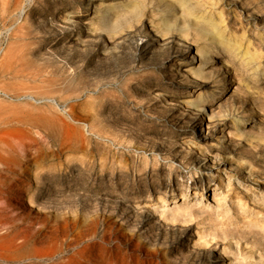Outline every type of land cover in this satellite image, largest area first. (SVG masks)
<instances>
[{"label":"rangeland","instance_id":"rangeland-1","mask_svg":"<svg viewBox=\"0 0 264 264\" xmlns=\"http://www.w3.org/2000/svg\"><path fill=\"white\" fill-rule=\"evenodd\" d=\"M157 24L170 31L164 46L154 42L164 36ZM205 44L222 54L216 72L227 77L211 123L208 105L184 103L193 77L177 68ZM232 117L249 119L245 135ZM199 131L218 144L220 165L236 168L230 182ZM0 155V264H217L183 227L214 235V254L233 241L264 258V0H0ZM201 184L205 229L193 207L192 220L169 222L167 232L162 221L155 243L106 200L141 201L147 190L179 199ZM215 184L223 193L213 195ZM29 188L40 205L19 198ZM225 255L221 264L244 262Z\"/></svg>","mask_w":264,"mask_h":264},{"label":"bare ground","instance_id":"bare-ground-1","mask_svg":"<svg viewBox=\"0 0 264 264\" xmlns=\"http://www.w3.org/2000/svg\"><path fill=\"white\" fill-rule=\"evenodd\" d=\"M181 1V0H180ZM182 3V2H180ZM184 3V2H183ZM128 7V6H127ZM150 7V6H149ZM185 7V6H184ZM187 8V9H185ZM183 10H187L188 11V7H185ZM158 11V9H157ZM162 11V10H161ZM191 11V9H190ZM155 15V14H154ZM70 16V15H69ZM173 16V15H172ZM101 20V19H100ZM163 20L164 21H171L172 18H169L168 14L167 13H163ZM212 23V22H211ZM153 26H155L154 23H152ZM157 29H160L163 31V34L164 36H157L158 33H155V39H154V42L156 45L158 46H164L165 44H167L168 40H166L167 36H169V29H167V27H164V25H159L157 24L156 25ZM217 31V30H216ZM120 33V32H119ZM113 35H111L112 37ZM218 36V34H217ZM230 41H228L227 43H229ZM225 44V43H224ZM104 45V44H103ZM228 45V44H227ZM225 44V46H227ZM108 46V45H107ZM157 46V47H158ZM229 46V45H228ZM227 46V47H228ZM232 47V45H231ZM230 47V48H231ZM104 49H108L107 47H105ZM185 50V49H184ZM191 52V51H190ZM108 53V52H107ZM195 54H188V57H185L187 55H184L180 60H178V64H177V68L181 71L182 69L181 68H185L186 71L190 72L191 74V77H193V79H191L189 82H190V86L187 87V91L186 93L191 97H187L188 99H184V103H186V106L188 105H194L200 109H203V105H208L211 109L210 113H209V117H208V123H211V113L213 111V104L217 103L221 94L222 93H228L225 85H222L224 83V81H226V76H225V73H223V75H221L222 77H220L216 72V69L217 67L221 66L222 64H220V60L221 59V53L218 52V50H214V48H212L210 45L208 44H205V45H197L196 46V51H195ZM172 61V60H171ZM226 69H228L226 67ZM218 70V69H217ZM219 71V70H218ZM226 77V78H225ZM206 79H213L214 81H216V84L215 86L216 87H221V91L217 92V90L211 88V89H206L204 87H206V83H202L204 82ZM182 86V85H181ZM184 89V88H183ZM184 96V95H183ZM186 98V97H185ZM53 104V103H52ZM167 106V105H166ZM183 108V107H182ZM188 114V113H187ZM29 115V114H28ZM191 115V114H190ZM56 116V115H55ZM53 116V117H55ZM219 116H222L220 115V112H219ZM192 118V117H191ZM195 118V117H194ZM233 118V129L235 132H237V134L239 135H245L247 133V131L245 130V127L247 125V123L249 122L248 120L249 119H246V118H239V117H232ZM51 119V118H50ZM58 119V118H56ZM186 119V118H185ZM224 119V118H223ZM254 119V118H253ZM53 120V119H52ZM55 122V120H53ZM52 121V123H54ZM60 120H58L59 122ZM47 122V121H46ZM252 122V121H251ZM13 123V121H12ZM17 123V122H16ZM19 123V122H18ZM50 123L49 127L51 126V122H48ZM60 123V122H59ZM68 123V122H67ZM231 123V122H230ZM22 124V123H21ZM55 124V123H54ZM216 124V123H215ZM35 125V124H33ZM53 125V124H52ZM57 125V124H56ZM55 125V132H57V126ZM68 125V124H67ZM66 125V126H67ZM218 125H221V127H225V120H223L222 122H220L219 120V124ZM21 126V125H20ZM44 126L46 127V124H44ZM65 126V127H66ZM15 127V126H14ZM22 127V126H21ZM25 127V125H24ZM48 127V126H47ZM60 127V125H59ZM64 127V126H63ZM62 127V129H63ZM73 127V126H72ZM217 127V126H216ZM16 128H19L18 126H16ZM29 128H32V127H29ZM28 128V130H29ZM36 128V127H35ZM43 128V127H42ZM51 128V127H50ZM53 128V127H52ZM61 128V127H60ZM12 129V128H10ZM9 129V131H10ZM38 129V128H37ZM45 129V128H44ZM49 129V128H47ZM66 129V128H64ZM77 129V128H76ZM225 129V128H224ZM13 130V129H12ZM32 130V129H31ZM42 130V129H41ZM51 130V129H50ZM122 132H125V130L123 129H120ZM223 129H221L220 132H222ZM16 131V130H15ZM26 131V130H25ZM24 131V132H25ZM30 131V130H29ZM43 131V130H42ZM48 131V130H47ZM60 131V129H59ZM28 132V131H27ZM64 132L66 133V131L64 130ZM211 132V131H210ZM213 132V131H212ZM32 133V132H30ZM45 131L43 132V135H44ZM58 133V132H57ZM56 133V134H57ZM33 134V133H32ZM37 134V133H36ZM48 134V133H46ZM68 134V133H66ZM213 134V133H212ZM20 135V134H18ZM22 135V134H21ZM30 135V134H29ZM54 135V134H52ZM217 135V134H216ZM221 137H219V140L218 141H221L222 139H224L223 135L224 133L222 132L221 134ZM27 136V134L25 135ZM33 136V135H31ZM47 136V135H46ZM51 136V135H49ZM60 136V135H59ZM77 136V135H76ZM33 137H36V136H33ZM196 137L199 139L200 137L203 138V144L204 145V148H206L207 150H210V152L213 151V156L212 158H215L217 159L216 160V164H217V167L215 168L214 164H212L213 167H208V169L211 170V168H215V171L218 172V170H222L224 175H225V179H226V182H230L232 177H233V174L230 172V171H237L236 168H233L232 166V163H229V169L228 170V167L225 166L224 164H221L220 165V160H219V155L220 153L218 152V144H216V142H214L213 140V144L209 142V139H207V137L205 135H202L200 134V131L199 133L196 135ZM38 138V137H37ZM50 138V137H49ZM54 138V137H53ZM21 139V138H19ZM28 139V138H27ZM31 139V138H30ZM46 139V138H45ZM51 139H52V136H51ZM191 139V138H190ZM189 139V140H190ZM211 139V138H210ZM217 139V138H216ZM34 140V138H33ZM30 141V140H29ZM41 141V140H40ZM39 141V142H40ZM46 141V140H45ZM44 141V142H45ZM52 141V140H51ZM26 142V141H25ZM55 142V141H54ZM42 143V142H41ZM199 143H201L199 141ZM27 144V142H26ZM43 144V143H42ZM49 144V142H47V145ZM189 146L187 147V150H192L193 147L196 148L197 147V141L195 139V142H190L188 143ZM61 145L62 146H67L69 147L70 146V142L66 139L64 141L61 142ZM44 146V145H43ZM12 147V146H11ZM48 147V146H47ZM198 147H199V144H198ZM202 147V146H201ZM31 148V147H29ZM33 148V147H32ZM43 148V147H42ZM58 148V147H57ZM44 149V148H43ZM197 149H201L200 147L197 148ZM30 149H28V152H29ZM39 150V149H38ZM48 150V149H46ZM33 151V150H32ZM205 151V150H204ZM27 152V153H28ZM69 152V151H67ZM73 152V151H72ZM75 152V151H74ZM26 153V155H27ZM37 152H35L34 154H36ZM32 156L34 155L33 153H31ZM71 154V153H70ZM73 155V153H72ZM1 156V155H0ZM28 156V155H27ZM18 157V156H17ZM30 157V156H29ZM28 157V158H29ZM68 157H71L70 155ZM1 158V157H0ZM31 158V157H30ZM55 158V157H54ZM235 159V158H233ZM3 160V159H2ZM9 160V159H8ZM12 160V159H11ZM10 160V161H11ZM14 160V158H13ZM211 160V159H210ZM15 161V160H14ZM27 161V160H26ZM51 161L53 162L54 159ZM194 161V160H193ZM8 162V161H7ZM48 162V161H46ZM213 162V159L212 161ZM3 163V162H2ZM18 163V162H17ZM6 164V163H5ZM15 164V163H13ZM44 165V163L42 164ZM50 165V164H49ZM52 165V164H51ZM50 165V166H51ZM54 165V163H53ZM11 166V165H10ZM37 166V165H36ZM13 167V165L11 166ZM39 167V166H38ZM45 167V166H44ZM44 167H40V168H44ZM48 167L47 169H49V166H46ZM220 167V169H218ZM39 168V169H40ZM53 168V167H52ZM51 168V170L53 171V169ZM234 169V170H233ZM46 170V168H45ZM38 171V174L39 173H42ZM36 171V172H37ZM47 171V170H46ZM50 171V170H49ZM48 171V172H49ZM52 171H51V174H52ZM45 171L43 170V173ZM35 173V172H34ZM53 173H56L53 171ZM212 173V172H211ZM36 174V173H35ZM37 174V175H38ZM57 174V173H56ZM36 175V176H37ZM49 174H47L48 176ZM55 175V174H53ZM213 175V174H211ZM217 175V174H216ZM50 177V176H49ZM48 177V178H49ZM56 177V176H55ZM218 177L220 179V181H222V178L224 179V177L220 174H218ZM46 179V177H44ZM53 177H51L52 179ZM44 179V180H45ZM50 180V179H48ZM47 180V181H48ZM209 180H214L213 177L209 178ZM236 180V179H234ZM51 181V180H50ZM49 181V182H50ZM53 181V180H52ZM48 182V183H49ZM51 184V183H50ZM49 184V185H50ZM48 185V186H49ZM227 185V184H226ZM46 186V185H45ZM169 187V186H168ZM196 188L194 189L193 193H189V190L188 189H185L181 191V193L179 194V197L181 195V198H176V194L172 193L174 191H172L171 193H167L166 190H161V191H157L159 195H156L154 196V194L152 193V191H148L147 190V194L145 196V198H143L141 201H136V202H133L131 200H129L128 198H120L118 196H114V195H107L106 196V200H108L109 202V210H110V214H113L114 212H118L117 213V216H119V218L125 223L127 224L128 226H131L132 228H135L136 229V232L139 233L140 236H143V237H146L148 238V240L155 243L158 238H160V231H162V221L165 223V227L163 228V232H167V226L168 224H172L171 226L174 225V222L175 221H187V220H192L195 215L193 213V207H196V209H198V211L200 212L198 215H199V218L201 219L200 220H196V224L199 226V227H206V224H204V222L202 221L204 219V217H202L200 214L201 212L205 211L206 208H211V206L208 204V202H206V195L204 196L203 195V190L205 188V186L203 184L201 185H196L195 186ZM46 188V187H45ZM171 188V187H170ZM194 188V187H193ZM14 189V188H12ZM30 189V188H29ZM47 189V188H46ZM45 189V190H46ZM206 189V188H205ZM230 189V188H229ZM17 190V189H16ZM21 190V189H20ZM169 190V189H168ZM191 190V189H190ZM228 190V189H227ZM11 191V190H10ZM171 191V189H170ZM208 191V189L205 191V193ZM212 191H213V195L215 194H220V192H222V189H220V185L219 184H215L214 186H212ZM40 192V190H39ZM223 193V192H222ZM13 194V193H11ZM167 194H170V195H167ZM38 195V194H37ZM222 195V194H221ZM18 196V195H17ZM92 196V195H91ZM225 196V195H224ZM19 198H27L28 200V205L29 206H38L40 205L36 199V195L34 193V191H32L30 189V191L27 192V194H25V192H22L20 195H19ZM18 200V199H17ZM8 203V202H7ZM240 204V203H239ZM43 206V205H41ZM97 206V205H96ZM101 208V207H100ZM242 208V207H240ZM6 209V208H5ZM37 209V208H36ZM243 209V208H242ZM246 210V209H245ZM170 222V223H169ZM161 223V224H160ZM184 224V223H183ZM170 226V227H171ZM174 229V228H173ZM205 229V228H204ZM211 229V228H210ZM208 230V229H207ZM169 231V230H168ZM175 231V230H174ZM173 231V234L170 235V239L168 240L167 238H164V237H161L162 239L159 240V244L162 245V246H165V247H168L171 245V242L174 241L175 239V233ZM181 232L183 234L186 235V237H190V239H192V243L193 245H196V248H201L203 249L202 252L199 251V254H201L202 256H205L204 254L212 257L213 259H215L216 263L217 264H221L223 263V261L226 259L228 260L230 257L225 255V254H232L235 258H238L239 256V260L243 259V263L242 262H239L240 264H256V263H259V264H263L264 263V258L259 255V256H255L253 255L252 253H248L246 252L240 245L239 243L237 242L235 244V246H233L232 242L230 241H226L224 242L223 244V247L221 248L222 252H219L217 254H214L215 252H212V250H214V245L216 244V241H214V235H210L209 233H207L206 230H198L197 232V237L194 238L191 236V229L188 228V227H183L181 229ZM209 232V231H208ZM166 237V236H165ZM194 238V239H193ZM182 240V239H181ZM208 245H210L208 247ZM222 245V244H221ZM181 248H178L174 255H179V253L181 252L180 251ZM247 249V248H245ZM225 253V254H224ZM213 254V255H212ZM184 257V256H183ZM207 257V256H206ZM187 258V257H186ZM203 259V258H202ZM230 260V259H229ZM238 260V261H239ZM196 261H191L190 264H194ZM182 264H185L184 262H181ZM227 264H231V263H227Z\"/></svg>","mask_w":264,"mask_h":264}]
</instances>
